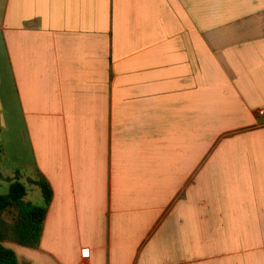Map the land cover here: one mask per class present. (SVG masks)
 I'll return each instance as SVG.
<instances>
[{"label":"crops","instance_id":"crops-1","mask_svg":"<svg viewBox=\"0 0 264 264\" xmlns=\"http://www.w3.org/2000/svg\"><path fill=\"white\" fill-rule=\"evenodd\" d=\"M260 110L264 0H0V170L53 189L39 247L6 245L264 264Z\"/></svg>","mask_w":264,"mask_h":264},{"label":"trees","instance_id":"trees-1","mask_svg":"<svg viewBox=\"0 0 264 264\" xmlns=\"http://www.w3.org/2000/svg\"><path fill=\"white\" fill-rule=\"evenodd\" d=\"M3 154V146L0 145V156ZM0 182L9 183V192L0 194V264H29L20 262L16 252L6 243L33 249L39 247L53 199L52 186L42 174L36 178L25 177L19 170L13 175H4L0 170ZM26 184L40 190L44 200L42 205L27 200Z\"/></svg>","mask_w":264,"mask_h":264},{"label":"rangeland","instance_id":"rangeland-1","mask_svg":"<svg viewBox=\"0 0 264 264\" xmlns=\"http://www.w3.org/2000/svg\"><path fill=\"white\" fill-rule=\"evenodd\" d=\"M9 145V144H8ZM27 191H28V200L31 201L34 204L41 205L43 204V201L40 199L41 193L38 188L35 186L26 184ZM9 192V183L6 182H0V194H7ZM7 219H9V216H6ZM14 245V244H13Z\"/></svg>","mask_w":264,"mask_h":264},{"label":"built area","instance_id":"built-area-1","mask_svg":"<svg viewBox=\"0 0 264 264\" xmlns=\"http://www.w3.org/2000/svg\"><path fill=\"white\" fill-rule=\"evenodd\" d=\"M259 115H260V116H264V110H260V111H259ZM88 255H89L88 252H84V253L82 254V256H83L84 259L87 258ZM82 264H85V262H83Z\"/></svg>","mask_w":264,"mask_h":264}]
</instances>
